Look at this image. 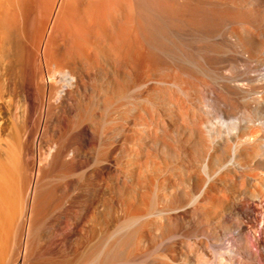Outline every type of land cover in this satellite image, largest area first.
I'll return each instance as SVG.
<instances>
[{"label": "bare ground", "instance_id": "obj_1", "mask_svg": "<svg viewBox=\"0 0 264 264\" xmlns=\"http://www.w3.org/2000/svg\"><path fill=\"white\" fill-rule=\"evenodd\" d=\"M24 1L0 0V36ZM35 10L44 22L20 119L2 117L13 98L0 82V132L19 152L0 160V264H27L31 248L38 262L46 227V264H264V0H37ZM99 57L110 64L84 86ZM77 96L94 125L50 132L51 110L71 113Z\"/></svg>", "mask_w": 264, "mask_h": 264}, {"label": "rangeland", "instance_id": "obj_2", "mask_svg": "<svg viewBox=\"0 0 264 264\" xmlns=\"http://www.w3.org/2000/svg\"><path fill=\"white\" fill-rule=\"evenodd\" d=\"M29 1L30 0H25L24 1V4L25 5L19 11V13H18V15L16 17V18L19 19V21H16L18 19H16V20L13 19L11 21L12 23H10V28L8 27L9 28L8 31H10L11 33L10 32H6V34L0 36V42H1L0 43L1 44L0 45V68L2 66L3 67L4 66H10V67H13V66L15 67L16 66V70H17V71L15 70L14 73L12 72L13 73L12 74L11 72L10 73H5V72L3 73L2 72L3 70L1 71V69H0V78H2V79H0V82L4 86L2 88L3 89V98L4 99H8L7 97L10 95V93H12L10 96L13 98L12 101L7 102L8 106L7 105H4L5 103H3V105L6 106V107L3 106V108H2L3 109L2 112L4 113V114L2 113V117L4 115L3 118H5L9 113H12V112L15 113L16 112L15 114L18 115V119H20V113H21V110H22V107H23V104L21 102L22 101V96L23 95L28 96V95H31V93H33V85H32L33 84V81H32V75H31L32 73H30V72L33 71L34 63H36L35 60H34V55H33L35 53V47L34 46L36 45V42H37L36 39H38L37 37H39L38 35H40L39 31L41 32V29L40 28L42 27V25H41L42 22H44V19H43L44 17H43V13H42L43 11H40L39 13L36 12L37 14L35 13V11H36L35 10V4H36L37 0H36V2H34V0H31L30 2ZM39 15H42V16H39ZM24 16H26V18ZM33 26H35V27H33ZM33 31H35V33ZM33 42H35V43H33ZM18 52L21 53V54H19ZM106 60H107V58H105V57H99L96 60H94L95 62L93 61L92 63H90L93 66V69H92L93 71L91 73V70L90 71L88 69L85 70V71H87V73L89 72L88 73L89 75H87L86 72H85V74L82 76L83 77L82 81L84 80L83 83L85 84L84 86L93 87V88H96L97 87V84H98V81H99V75H100L99 70L101 69L100 66L103 67V66H106L107 64H110V62L109 61H106ZM98 61H99V63H98ZM41 63H42V66L43 67L46 66L45 68H53L55 66L54 64H56L53 61H51V62L50 61H46V63H45V61H44V63L42 61ZM16 64H18V65H16ZM83 65H80V64L76 63L77 70H82V69L84 70V68H86L85 67L86 65H84V66ZM18 66H19V68H18ZM64 69H66V67H64ZM9 74H11V75H9ZM20 75H21V77L19 78ZM53 75L54 76H52V77H55V79H53L55 81H62V82H64L65 79H66L65 73L56 72ZM11 81H12V83L14 81L15 89H14V91L12 90L13 92L12 91L11 92L10 91L8 92V89L7 90H5V89H6L7 85H8L7 82H10L11 83ZM214 82L215 83L213 84V80L208 81L207 82V85H209L208 87L213 88V90L215 92H217L218 94H220L222 92V91H220L221 88L218 86V84H217L216 81H214ZM1 83H0V85L2 86ZM59 83H61V82H59ZM4 90L6 91V93H4L5 92ZM81 93H83V92H81ZM86 95H92V96H94L95 93H94V91H89L87 89L86 90ZM77 99H78V104H80L81 106L79 105L78 106L79 108L77 107L76 109L72 110L75 113L72 112V111L70 113V112H65V111H59L58 112L55 109L54 110H51L52 113L53 112L59 113L58 114L59 116H58V120L57 121H53V124H52V122L49 121V123H48V126L49 127L48 128H49L50 132L54 133L53 132V129H52L53 127H58V128H60L62 130H65V129L69 130L68 128L71 125H72L71 128L74 127L75 124H76V126L77 125H86V124L87 125H94V123H95V116L93 115V113L91 112L90 109L88 111L82 109L83 108L82 107V97H80V96L78 97L77 96ZM9 103H11V104H9ZM4 109H6V111ZM7 111L8 112L10 111V112L8 113ZM32 111H33L32 108H28V114H29L30 122H32L33 124H35L36 123V120H37V116H36L37 113H36L35 110L33 112ZM212 119L214 121H217V124L219 123L218 125L221 128H223V129H227L228 128V124H226L227 121H228L227 118L223 117L222 120L220 121L219 116L215 115L214 117H212ZM71 120H73V121H71ZM13 122H15V121H13ZM55 122H56V124H55ZM15 124H16V122H15ZM51 129H52V131H51ZM48 137H49V134H47V136L44 137V141L41 142V144L39 145L38 150H39L40 153H45V151H46V143H47V141L49 139ZM0 139L2 140V142L0 140V160H4V162H7L8 160H10V158H15L17 156L19 157V152L17 150H15L16 148L13 146V144L12 145L10 144V142H12L11 139H9L8 137L6 138L5 135L2 134L1 132H0ZM8 145L11 147V149H10V147ZM3 147H4V149H3ZM12 147L14 148L15 151L13 150ZM6 149H7V151H5ZM9 149H10V151H9ZM61 175H62L61 172L58 173L55 179L56 180H60ZM46 231H47V227L44 229V232L45 233L42 234V237H41V244H40V248H39L41 251L40 250H39L40 252L38 251V256H37L38 258L37 257L35 258L38 262H36V261L34 262L33 261L34 260L33 259V256L34 255H32V253H33V250L34 249L31 248V249H29V253L27 254V259H26L27 264H31L32 262H33V264L34 263H40V264H46L47 263V261H48V255H47V252H46V243H47L46 242L47 241V235L46 234L48 232H46ZM9 249H7V251H6L7 253H9ZM6 252H5V255H6ZM6 256L9 257V254H7Z\"/></svg>", "mask_w": 264, "mask_h": 264}]
</instances>
